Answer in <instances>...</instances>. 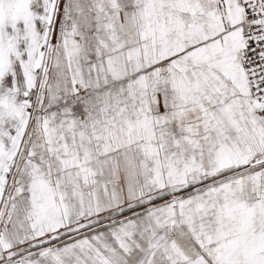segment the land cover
Masks as SVG:
<instances>
[{"label":"snow or ice","instance_id":"snow-or-ice-1","mask_svg":"<svg viewBox=\"0 0 264 264\" xmlns=\"http://www.w3.org/2000/svg\"><path fill=\"white\" fill-rule=\"evenodd\" d=\"M0 264H264V0H0Z\"/></svg>","mask_w":264,"mask_h":264}]
</instances>
